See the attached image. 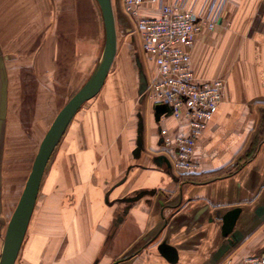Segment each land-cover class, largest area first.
Returning <instances> with one entry per match:
<instances>
[{
	"label": "crops",
	"instance_id": "1",
	"mask_svg": "<svg viewBox=\"0 0 264 264\" xmlns=\"http://www.w3.org/2000/svg\"><path fill=\"white\" fill-rule=\"evenodd\" d=\"M204 1L188 3L197 11ZM31 4L0 0V20ZM226 5L215 38L203 39L210 32L203 28L190 53L197 80L224 82V98L195 140L197 168L178 176L163 151L161 128H180L173 118L156 120L140 92L153 62L141 50L132 61L117 49L121 58L58 142L56 168L45 188L41 182L14 264H244L264 252V0ZM67 44L42 41L36 61L23 62L24 75L8 73L1 133L10 110L19 125L44 124L31 120L47 110L55 117L89 77L94 48L80 49L73 38ZM235 208L241 238L213 262L227 240L223 217ZM161 244L175 259L161 254Z\"/></svg>",
	"mask_w": 264,
	"mask_h": 264
},
{
	"label": "rangeland",
	"instance_id": "2",
	"mask_svg": "<svg viewBox=\"0 0 264 264\" xmlns=\"http://www.w3.org/2000/svg\"><path fill=\"white\" fill-rule=\"evenodd\" d=\"M114 14L117 49L120 51L127 50L125 58L133 61L135 51L137 49L140 50L139 42L134 33L131 32L126 35L124 27L128 28L129 26L131 31L128 17L118 9L114 10ZM6 16H10V19L0 20V59L3 61L5 76H8L9 72L12 74L15 72L17 76L24 75L23 62L25 60L36 61L42 41H48L50 48L53 41L63 39L64 47L66 48L69 45L67 44V39L73 38L75 44L79 43L80 49L94 48L96 52L94 66L99 60L104 45V29L96 0H32L30 12L28 6H26V12H23V10L21 12L15 11ZM217 28V25L213 28H208L207 30H210V32L203 35V39L207 37L214 39ZM123 54L125 55V51ZM119 58L116 57L114 60L118 61ZM152 77L148 80V83ZM87 78L88 76L84 78L79 87L84 84ZM73 94L74 92L70 95ZM145 100L148 103L152 102L149 97V90L145 92ZM12 111L14 110H10L7 119V131L1 133L0 139L1 249L7 233L8 222L31 170L40 141L54 118V116H50L47 110L46 113L48 115L43 116V113H41L40 117L33 116L31 120L38 119L41 123L45 122L44 124L19 125L16 112ZM174 121L176 122L175 128L180 129L174 130V128L166 125L165 128L169 130V135L175 137L187 134L185 124H178L176 120ZM60 151L61 148L58 150L57 144L47 163L41 181L44 184V188L49 182L50 174L56 168V157L59 153L61 154ZM163 151L166 152L165 148ZM182 174H187V172ZM39 202L38 194L37 204Z\"/></svg>",
	"mask_w": 264,
	"mask_h": 264
},
{
	"label": "built area",
	"instance_id": "3",
	"mask_svg": "<svg viewBox=\"0 0 264 264\" xmlns=\"http://www.w3.org/2000/svg\"><path fill=\"white\" fill-rule=\"evenodd\" d=\"M114 9L128 17L142 53L153 62L155 73L147 84L153 106L166 108L159 119L174 118L188 133L171 137L161 128L166 156L177 175L194 171L193 149L197 136L211 120L224 98L221 78L199 81L190 53L203 28H213L227 0H205L195 11L189 0H112ZM151 6L156 13H151ZM223 264H233L230 260ZM244 264H264V252L245 259Z\"/></svg>",
	"mask_w": 264,
	"mask_h": 264
},
{
	"label": "water",
	"instance_id": "4",
	"mask_svg": "<svg viewBox=\"0 0 264 264\" xmlns=\"http://www.w3.org/2000/svg\"><path fill=\"white\" fill-rule=\"evenodd\" d=\"M96 2L100 10L104 29V45L101 55L87 80L57 112L40 141L31 170L7 225V233L0 252V264H14L33 212L41 181L51 154L76 111L86 100L93 97L100 90L115 58L117 51V32L112 1L96 0ZM3 66V61L0 59V138L1 126L5 120L7 107V81ZM145 88L146 82L141 76L140 92L142 93ZM165 110L166 108L164 106H154L156 120H159L160 115L164 113ZM133 153L134 155H138L139 147H137ZM239 212V208H235L230 210L223 217L222 233L227 237V240L214 254L213 262L217 261L241 238L240 231L234 230ZM158 249L167 259H175L176 254L172 247L161 244Z\"/></svg>",
	"mask_w": 264,
	"mask_h": 264
},
{
	"label": "bare ground",
	"instance_id": "5",
	"mask_svg": "<svg viewBox=\"0 0 264 264\" xmlns=\"http://www.w3.org/2000/svg\"><path fill=\"white\" fill-rule=\"evenodd\" d=\"M112 1V0H111ZM112 8H113V5H112ZM156 10V9H155ZM113 12H114V10H113ZM157 12V11H156ZM115 17V16H114ZM170 118H172V117H170Z\"/></svg>",
	"mask_w": 264,
	"mask_h": 264
}]
</instances>
